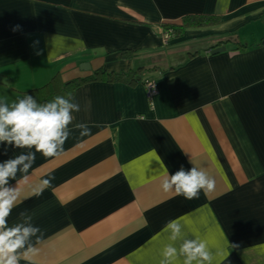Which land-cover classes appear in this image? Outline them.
Instances as JSON below:
<instances>
[{"label": "crops", "instance_id": "1", "mask_svg": "<svg viewBox=\"0 0 264 264\" xmlns=\"http://www.w3.org/2000/svg\"><path fill=\"white\" fill-rule=\"evenodd\" d=\"M0 132V264H264V0H0Z\"/></svg>", "mask_w": 264, "mask_h": 264}, {"label": "trees", "instance_id": "2", "mask_svg": "<svg viewBox=\"0 0 264 264\" xmlns=\"http://www.w3.org/2000/svg\"><path fill=\"white\" fill-rule=\"evenodd\" d=\"M221 25L220 21L215 20L214 18H208V17H197V18H187L182 22L181 28L183 30H208L212 29L214 27H217ZM182 30L178 29L177 27L170 28V30H167V32H171V36H177ZM104 71L96 72L92 77L72 82L65 86V90L68 91V94L73 93L75 90L80 88L82 85L89 84V83H95L100 80H102L103 77H105ZM110 80L112 81H122L124 76H108ZM109 82V80H108ZM71 100L68 98V101Z\"/></svg>", "mask_w": 264, "mask_h": 264}, {"label": "built area", "instance_id": "3", "mask_svg": "<svg viewBox=\"0 0 264 264\" xmlns=\"http://www.w3.org/2000/svg\"><path fill=\"white\" fill-rule=\"evenodd\" d=\"M170 37H171V33L170 32H167L164 37H163V40L165 42V44L168 43V41L170 40ZM145 89H146V94H147V98L149 100H152L155 96H157L158 94V90H157V87L155 84L153 83H147L145 85ZM4 137H5V133L3 132H0V142H3L4 140Z\"/></svg>", "mask_w": 264, "mask_h": 264}, {"label": "water", "instance_id": "4", "mask_svg": "<svg viewBox=\"0 0 264 264\" xmlns=\"http://www.w3.org/2000/svg\"><path fill=\"white\" fill-rule=\"evenodd\" d=\"M225 51H226L225 49H219V50L214 51L212 54L217 55V54L223 53Z\"/></svg>", "mask_w": 264, "mask_h": 264}]
</instances>
